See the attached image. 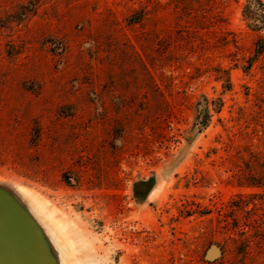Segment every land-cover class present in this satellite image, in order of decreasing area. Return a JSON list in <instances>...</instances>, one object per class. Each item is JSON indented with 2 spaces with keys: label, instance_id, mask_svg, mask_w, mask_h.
Instances as JSON below:
<instances>
[{
  "label": "rangeland",
  "instance_id": "374dc122",
  "mask_svg": "<svg viewBox=\"0 0 264 264\" xmlns=\"http://www.w3.org/2000/svg\"><path fill=\"white\" fill-rule=\"evenodd\" d=\"M250 1L0 0V204L49 264H264V188L236 185L264 161Z\"/></svg>",
  "mask_w": 264,
  "mask_h": 264
},
{
  "label": "water",
  "instance_id": "95a60500",
  "mask_svg": "<svg viewBox=\"0 0 264 264\" xmlns=\"http://www.w3.org/2000/svg\"><path fill=\"white\" fill-rule=\"evenodd\" d=\"M0 254L11 264H49L40 234L10 204H0Z\"/></svg>",
  "mask_w": 264,
  "mask_h": 264
},
{
  "label": "trees",
  "instance_id": "16d2710c",
  "mask_svg": "<svg viewBox=\"0 0 264 264\" xmlns=\"http://www.w3.org/2000/svg\"><path fill=\"white\" fill-rule=\"evenodd\" d=\"M244 17L252 21V27L254 30H258L260 27L264 28V3L261 0H252L244 7ZM264 50L263 41L258 42L256 49V56H258ZM253 60L249 62L247 67H243L244 72H247ZM230 86V81L227 79ZM228 88V87H226ZM221 109H209L207 99L202 102H198L196 105V115L194 127L197 132H201L207 128L211 122L212 114L219 113ZM253 153V152H252ZM251 153V154H252ZM250 154L251 160L244 161L245 167L242 168L240 175L236 179V185L239 187H259L264 188V161L261 160V152ZM259 155L260 157H256Z\"/></svg>",
  "mask_w": 264,
  "mask_h": 264
},
{
  "label": "bare ground",
  "instance_id": "6f19581e",
  "mask_svg": "<svg viewBox=\"0 0 264 264\" xmlns=\"http://www.w3.org/2000/svg\"><path fill=\"white\" fill-rule=\"evenodd\" d=\"M23 213L25 214V217L35 226V227H37V223H36V221L32 218V216H30V214L28 213V212H24L23 211Z\"/></svg>",
  "mask_w": 264,
  "mask_h": 264
},
{
  "label": "clouds",
  "instance_id": "9594fccd",
  "mask_svg": "<svg viewBox=\"0 0 264 264\" xmlns=\"http://www.w3.org/2000/svg\"><path fill=\"white\" fill-rule=\"evenodd\" d=\"M115 143H116V145L119 147L120 144H121V141L118 139V140L115 141Z\"/></svg>",
  "mask_w": 264,
  "mask_h": 264
}]
</instances>
